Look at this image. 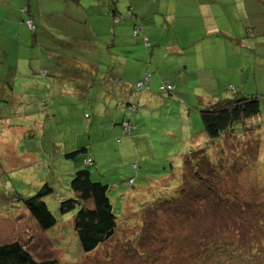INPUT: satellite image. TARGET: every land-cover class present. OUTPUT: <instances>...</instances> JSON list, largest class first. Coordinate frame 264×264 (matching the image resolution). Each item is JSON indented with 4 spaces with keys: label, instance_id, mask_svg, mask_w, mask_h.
Returning <instances> with one entry per match:
<instances>
[{
    "label": "rangeland",
    "instance_id": "obj_1",
    "mask_svg": "<svg viewBox=\"0 0 264 264\" xmlns=\"http://www.w3.org/2000/svg\"><path fill=\"white\" fill-rule=\"evenodd\" d=\"M22 1L0 0V37L7 48H15L7 52L2 68L8 84L0 97V243L18 240L35 258L55 257L61 264H264V44L258 46L262 66L256 71L251 65L256 52L252 55L245 47H237L229 37L217 40L220 63L216 70L196 58H189L185 67L190 55L185 58L181 51L171 55L162 48L164 54H157L155 62L152 59L154 65L144 61L142 66L143 76L152 74L154 87L148 101L146 90L139 94L127 77H119L124 68L130 71V64L126 65L120 47L111 46L112 28L131 18L133 6L140 12L149 11L152 17L170 16L176 10L188 16V20L179 21V34L192 36L186 39L187 46L189 40L205 36L195 33L207 29L200 11L210 9L219 19L222 17L216 16L215 10L223 13L227 8V13L236 14L234 25L240 23L237 17L242 5L224 8L228 0H199L209 3L195 8L199 7L195 0H135L131 7L128 0H93L96 6L89 7L90 0ZM258 2L264 12V0ZM5 3L17 4L18 11L28 8L46 35L40 34L42 29L32 33L24 21L14 22L18 28L23 23V33L14 34L12 18L5 21ZM113 5L125 16L120 24L114 25L109 16ZM99 12L111 19L110 33L107 35L103 22L97 29L101 36L90 38L79 17L92 18L95 13L101 15ZM230 26L226 21L227 32ZM75 28L78 34L70 38ZM213 29L221 28L214 22ZM120 41L121 37L114 44ZM81 44L98 46L100 52ZM110 48L115 50L113 55ZM149 53L151 47L144 50L145 55ZM80 55L100 64L98 73L78 64L75 56ZM243 62L249 63L243 71L223 67ZM169 77L178 82L170 94L159 90ZM154 79L158 83L153 84ZM222 82L225 87L228 84L227 89L219 85ZM229 82L239 97L256 95L260 112L212 141L203 132L200 104L206 95L220 99L229 92L231 97ZM126 103L137 106L132 115L124 110ZM129 118L138 129L126 136L120 123ZM194 144L195 159L186 166L184 155ZM81 145L89 148L95 161L88 167L91 179L109 186L107 195L117 215L115 235L90 253L81 250L71 227L77 209L58 213L59 201L72 197L69 182L77 168L76 160L64 154ZM198 159H208L219 167L210 166L218 173L208 174L211 181L215 178L216 189L209 191L207 184V189L200 188L193 182L196 178L186 176L191 170H209L205 164L197 166ZM129 178L134 180L131 186ZM43 183L52 188L43 200L59 222L42 231L22 199L33 195ZM198 193H208V197ZM240 201L249 207L242 214L236 209ZM144 213L155 221L145 224Z\"/></svg>",
    "mask_w": 264,
    "mask_h": 264
},
{
    "label": "trees",
    "instance_id": "obj_2",
    "mask_svg": "<svg viewBox=\"0 0 264 264\" xmlns=\"http://www.w3.org/2000/svg\"><path fill=\"white\" fill-rule=\"evenodd\" d=\"M20 12L25 14V17L23 18V21L25 22L24 24H27V20L32 21L31 27L28 24L27 26L30 28V31L35 34L38 28L35 22H33V20L31 19L30 14L28 13V9L20 8ZM132 12L133 13L131 15V20H133L134 23L133 36L136 37L137 35H140L142 33L143 25L141 19L143 17H139L133 9ZM242 12H240L237 17L240 23L234 25L232 23L230 26L231 30L227 32L225 29H218L215 32H208L207 34H205V36H201V40L204 39L205 42L212 43L213 45L216 44V46L219 47V45L217 44V40L221 37H229L237 44V47H245L252 55L256 52L255 56H252L251 59V61L253 62L251 64L253 67L252 69L253 71H256L258 67L261 68L262 66L261 61H259V57L262 56V54L258 53V46L264 44V12L262 14L260 12L251 13V11L248 14H242ZM109 16H112L114 25L120 24L125 20V16L118 13V10L115 6H113L111 10H109ZM133 16L135 17L132 18ZM187 46H185L184 49H186ZM184 49L181 52H183L185 54L184 56L187 57L188 55H190V53L189 51H184ZM230 50H232V47ZM195 58L197 59L196 56ZM195 58L193 57L192 59L195 60ZM216 59H220V56L216 57ZM197 61L202 64H205L206 62L211 63V70H216L218 64L220 63L217 60V63H214L207 57V55L203 56V58L200 60L197 59ZM2 62H4L5 65V60ZM184 64L185 67L189 65L187 61H185ZM248 65V62H243L240 65L226 63V65L223 67H227V69L232 68L234 70L236 69L237 71H243ZM210 72V74L215 77L213 71ZM209 78H205V80H211ZM142 80H144V77L139 81ZM147 81L144 82V85L140 90H137V82L135 85H133L134 90L142 92L144 90L143 88L146 86ZM1 82L2 84L0 85V90L2 93L4 85L8 83H6L3 77H1ZM218 82L219 81H216V83ZM229 83L231 85L229 90L233 93L231 97L227 96L229 93L227 90L228 93L224 98L214 99V96L206 95L203 97V103L200 104L202 105L200 109V119L203 125V132L205 136L212 141L219 138L225 131L231 129L236 124L244 122L256 116L260 112V101L256 95L248 94L239 97L238 90H236L237 88H234L235 86L232 85V82ZM167 84L171 85V83L168 81H164L163 83H161L159 85V90L170 94L173 92L174 86L171 85V89H166L164 86H162ZM206 84L210 83L207 82ZM219 85H223L224 89H227L228 86L227 84V86L225 87L224 82L220 83ZM124 108L127 113L132 115V113L136 111L137 106L131 103H126ZM144 113L145 112H143L142 114ZM124 124H127L128 127L125 128ZM120 126L123 131V135L126 136L133 135V133L138 129L137 125L132 124L130 118L122 119ZM118 141H120L119 138ZM189 145H191V143ZM189 147H191L190 151L184 155V163H186V166H189L190 161L195 159V144ZM83 153H85L86 156L79 155ZM64 156L68 159L74 158L76 161H74L73 163H78L80 165H75V167L77 168L74 171L73 176L69 182V188L72 192V197L64 198L59 201L58 213L64 215L77 209L72 217L71 227L73 233H75L78 238L81 250L84 253H90L115 235L117 230V215L113 211L111 200L107 195L109 186L100 182L99 180L93 181L91 179L92 169H89L88 167L93 166L95 164V161L90 154L89 148L87 146L81 145L79 147H76L74 150L65 153ZM198 161L199 163L197 164L196 162ZM198 161H195L197 166H199L200 164H205L206 167L209 168V170L207 171L201 168L196 169L195 172L191 170L189 172H185L186 176L189 177L191 175L190 178H196L193 182L198 184L200 188H206L205 184H207L209 186V191L216 189V186L214 184L215 178H213L214 182L211 181L208 178V174L213 175L214 172L218 173V171L213 170L210 166L213 165L214 169H218L219 167L217 165L210 164L208 159H198ZM132 167L138 169L136 164H133ZM233 174L234 173H231V175ZM186 179L189 184L190 180L188 178ZM133 183V178H129L127 180L128 186H131ZM51 193V186L48 183H43L33 195L22 199L23 207L29 212L30 216L35 220L36 224L42 231L53 228L59 222L57 220V217L53 215L46 202L43 200L45 196L50 195ZM197 195L202 198L208 197V193H198ZM237 205L238 206L236 207V209L240 210V214H242L243 212H247V209L249 208L247 207V205H243V201H240L239 203H237ZM157 209H159V206L155 210L157 211ZM234 212H238V210ZM143 215V222L145 224L155 221L153 218H151L152 215H149L147 213H144ZM0 264L61 263L55 257L48 259H37L18 240H13L0 243Z\"/></svg>",
    "mask_w": 264,
    "mask_h": 264
},
{
    "label": "crops",
    "instance_id": "obj_3",
    "mask_svg": "<svg viewBox=\"0 0 264 264\" xmlns=\"http://www.w3.org/2000/svg\"><path fill=\"white\" fill-rule=\"evenodd\" d=\"M3 1L5 2V0H3ZM116 1H119V0H116ZM128 1H129V5H131V7H132L133 6L132 3L135 0H128ZM195 1H197V4H199V7H197V5H195V8H204L206 6V4L209 3V2H199V0H195ZM20 2L22 3L23 1L20 0ZM92 2H93V0H90L89 7L96 6ZM233 3L242 5V10L246 14H248L250 11H251V13H253V12H260L261 14L263 13L262 8H258V4H260L258 2V0H228L227 5L224 8L231 6V4H233ZM5 4L8 7V14L4 16L5 21H9L12 18L11 24L14 26V28H16V31H14L13 33L16 35H21L23 33V28H22L23 23H21L19 28H18V25H16V24L14 25V22H17V21L22 22L23 21V17L19 14L20 10L18 11L17 4L16 5H13V4L11 5L10 3H5ZM77 4H78V2H77ZM113 6L116 7V5H113ZM257 9H261V10L258 11ZM133 10H136L137 12H139V14H137L139 17H143L141 19L142 25H143L142 33L140 35H137L136 37L133 36L134 23H133V20H131V18H130L127 22L122 23L121 26L112 28L113 40H112V44H111L112 47H115V46L120 47V52L122 53V57L127 59L126 65L128 66L130 64L129 65L130 71H126V69L124 68V71L119 74V77L120 78L122 77V79H126V77H127L126 81L130 85H135L139 80H141V79H143V77H145L146 74L144 76L142 74L144 72V68H142V66H144V61L149 63V66H150L151 63H153V60L155 62L156 55L162 53V50H161L162 48L165 51H170L169 53H171V55L177 53L178 51H183V49L186 45V42H185L186 39H191V37H192V36L190 37V35H188V34H183V33L179 34L181 31L180 27H179V21L188 20V16H186L185 14L179 15L177 10H176L175 14L170 15V16H163V17H152V14L149 11L148 12H140L134 6H133ZM226 11H227V8L223 10V13H221V12L217 13L215 10L216 16L222 17L219 19H216L214 14H212V15L210 14V12H211L210 9H209V11H205V10L200 11V14H201L200 17L202 19L203 25L205 27H207V29L204 31L195 30L196 35H199L202 33L205 35L208 32L217 31L218 29H216V30L213 29L214 22H216L217 28L226 29V21H229V23L232 24L234 22V16L236 15L233 11H230L229 13H227ZM240 12L241 11H238V13H240ZM28 13H29V9H28ZM99 13L101 14V12H99ZM30 14H32V12ZM1 15H3V14H1ZM66 15L67 14H65V16ZM87 16H88L87 19H83L82 16L79 17V21L81 23H83L82 29L86 33V36H88L90 38H95V39H97L98 36H101V34H98L97 29H98V27H102L103 22L106 24L105 26L107 28V35H109V33H110L109 29L111 28V22H110L111 19L109 17H106L103 14L98 16V14H96V13L93 15L92 18H89V15H87ZM203 16H208V18L203 17ZM30 17H31V15H30ZM68 18H70V21L72 23L73 19L71 20V17H68ZM161 18H163V19H161ZM31 19L33 20V17H31ZM191 19L192 18H190V20ZM220 20L222 21L221 23L219 22ZM162 21H163L162 26L159 27L158 25ZM33 22H35V24L37 25V28H38L37 31L42 29L40 34L46 35V30L44 29V27L41 26L40 23L38 24L34 20H33ZM65 22H66V20H65ZM67 25H68V27L71 26L69 23H67ZM65 31L66 30H64V32ZM75 31L70 34V38H72L73 36H76L78 34L77 28H75ZM47 35H48V33H47ZM119 37H121L120 43L114 44L116 42V40H118ZM143 37H145V38H143ZM34 40H36V39H34ZM89 41L91 42L92 40L89 39ZM189 41L190 42H188V43H190V44H188V45L191 46L188 49L190 56L187 58L186 61H188L189 58H193V57L195 58V56L197 57L198 60H200L203 58V56L207 55V57L210 60L213 59L212 61L214 63H217L216 57L219 56L218 52L220 51V49H219V47L216 46V44L213 45L212 43L205 42L204 39L201 40V36H199L197 39H195V42L191 41V40H189ZM81 46L90 48L93 50V52H97V54H99V52H100V50L98 49V46H95L92 44H81ZM149 47H151V53H149L148 55H145L144 50L146 48H149ZM14 49L15 48H7V45H5V42H2V39L0 37V85L2 84V82H1L2 68L4 67V62H1V59L3 58L2 61L7 59V52L13 51ZM108 51H110V53H112V55H113L112 51L115 52V50H113V48L111 50L108 49ZM117 51H118V49H117ZM32 52H34V51L32 50ZM126 53H129L130 56L125 55ZM195 53H196V55H195ZM163 54L164 53H162V55ZM75 57H76V61L78 64H81L83 67L95 68V72L98 73L99 68H100V64H98L97 62L88 61L87 59L82 58L81 55H80V57L79 56H75ZM149 58H151V59L149 60ZM168 61H172V59L168 58ZM184 63H185V61H184ZM153 65H154V63H153ZM154 69L156 70L155 66H154ZM151 72H153V71H151ZM151 75L149 74L148 81L146 82L147 87L145 86L143 88L144 90H146L145 99L147 101L152 99V97H151L152 94H150L149 91H151V88L154 87V86H151V80H150L152 77ZM169 79L170 80L168 82H170L171 85H173L174 89L176 90L178 88V82L177 81L172 82L171 77H169ZM156 83H158V80L154 79L153 84H156ZM131 90H133V89H131ZM181 91H182V89H181ZM1 96H2V93L0 90V97ZM75 165L78 166L80 164L76 163Z\"/></svg>",
    "mask_w": 264,
    "mask_h": 264
},
{
    "label": "built area",
    "instance_id": "obj_4",
    "mask_svg": "<svg viewBox=\"0 0 264 264\" xmlns=\"http://www.w3.org/2000/svg\"><path fill=\"white\" fill-rule=\"evenodd\" d=\"M27 24L31 27L32 21L31 20H27ZM148 76L149 75L147 74L145 76L144 80L138 82V84H137V90H140L143 87L144 82L146 81V79H147ZM162 86H164L166 89H171L172 88V86L171 85H168V84L167 85H162ZM124 127L127 128L128 127L127 124H124Z\"/></svg>",
    "mask_w": 264,
    "mask_h": 264
}]
</instances>
